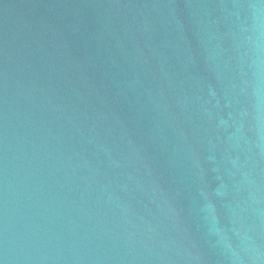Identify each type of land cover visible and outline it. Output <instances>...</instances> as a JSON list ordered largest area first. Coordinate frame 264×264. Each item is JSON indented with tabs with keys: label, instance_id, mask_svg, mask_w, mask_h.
I'll use <instances>...</instances> for the list:
<instances>
[{
	"label": "water",
	"instance_id": "1",
	"mask_svg": "<svg viewBox=\"0 0 264 264\" xmlns=\"http://www.w3.org/2000/svg\"><path fill=\"white\" fill-rule=\"evenodd\" d=\"M0 264H264V0H0Z\"/></svg>",
	"mask_w": 264,
	"mask_h": 264
}]
</instances>
